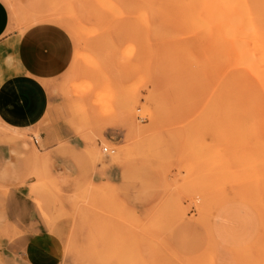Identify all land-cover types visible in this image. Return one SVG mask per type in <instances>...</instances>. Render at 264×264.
Returning <instances> with one entry per match:
<instances>
[{"label": "rangeland", "instance_id": "rangeland-1", "mask_svg": "<svg viewBox=\"0 0 264 264\" xmlns=\"http://www.w3.org/2000/svg\"><path fill=\"white\" fill-rule=\"evenodd\" d=\"M5 1L17 32L46 42L54 28L72 52L49 88L77 146L41 151L0 126L31 151L59 264H264V133L225 81L215 31L151 17L145 0Z\"/></svg>", "mask_w": 264, "mask_h": 264}, {"label": "crops", "instance_id": "crops-1", "mask_svg": "<svg viewBox=\"0 0 264 264\" xmlns=\"http://www.w3.org/2000/svg\"><path fill=\"white\" fill-rule=\"evenodd\" d=\"M46 38L17 32L9 5L0 0V126L32 139L37 131L40 150L54 151L67 141L77 146L59 116V97L49 88L65 72L72 52L56 29L49 28ZM30 156L21 142L0 140V250L19 264H59L57 242L37 224L31 192L36 181L25 178ZM58 162L55 169L61 171L64 160Z\"/></svg>", "mask_w": 264, "mask_h": 264}, {"label": "bare ground", "instance_id": "bare-ground-1", "mask_svg": "<svg viewBox=\"0 0 264 264\" xmlns=\"http://www.w3.org/2000/svg\"><path fill=\"white\" fill-rule=\"evenodd\" d=\"M145 3L151 17L184 24L204 23L215 31L220 63L227 72L225 81L238 88L243 111L254 116L256 128L264 133V0H145Z\"/></svg>", "mask_w": 264, "mask_h": 264}, {"label": "built area", "instance_id": "built-area-1", "mask_svg": "<svg viewBox=\"0 0 264 264\" xmlns=\"http://www.w3.org/2000/svg\"><path fill=\"white\" fill-rule=\"evenodd\" d=\"M33 140H34V144L36 145V146H39V140H37L36 138H33ZM104 152L105 153H107L108 152V149H104ZM111 153H114V152H111Z\"/></svg>", "mask_w": 264, "mask_h": 264}]
</instances>
